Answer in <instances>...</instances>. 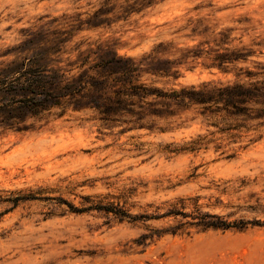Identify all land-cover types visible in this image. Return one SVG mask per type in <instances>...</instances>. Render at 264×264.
Segmentation results:
<instances>
[{
    "label": "rangeland",
    "instance_id": "374dc122",
    "mask_svg": "<svg viewBox=\"0 0 264 264\" xmlns=\"http://www.w3.org/2000/svg\"><path fill=\"white\" fill-rule=\"evenodd\" d=\"M98 2L0 0V62L11 59L2 56L6 50H52L59 38L66 39L60 50L110 46L133 58L161 43L170 59L179 58L181 50L200 40L190 36L197 21L213 32L230 29L238 47L264 50V0H154L125 21L80 26L77 19L84 20ZM179 73L175 81L159 85L198 86L232 79L200 60L182 65ZM91 117L90 110L63 115L54 110L46 119L30 121L31 131L0 135V195L48 188L78 205L79 196L118 197L133 188L127 204L134 214L165 208L180 198H197L203 211L220 215L235 211L223 208L227 203L264 207V128L236 143L220 141L219 150L210 144L198 153L174 156L162 148L184 145L207 132L189 113L160 121L159 126L167 128L163 133L133 130L119 137L106 130L100 134ZM229 154L234 157L227 159ZM241 180L249 185L236 192ZM6 206L1 204L0 212ZM48 208L42 202H26L2 217L0 264H264V228L205 233L191 229L188 236L165 235L147 240L143 247L132 243L146 232L141 227L108 222L94 212L44 218ZM241 215L264 219V214L248 211H237L234 217ZM172 223L149 222L156 228Z\"/></svg>",
    "mask_w": 264,
    "mask_h": 264
},
{
    "label": "trees",
    "instance_id": "16d2710c",
    "mask_svg": "<svg viewBox=\"0 0 264 264\" xmlns=\"http://www.w3.org/2000/svg\"><path fill=\"white\" fill-rule=\"evenodd\" d=\"M153 4L154 0H99L96 9L77 21L80 26L91 28L109 26ZM200 23L197 21L190 35L200 40L181 50L180 57L174 59H170V51L163 49L161 43L140 58L120 55L110 46L97 50H60L66 41L63 38L55 41L52 50H6L2 56L11 59L0 62V135L31 131L34 124L30 121L46 119L54 110H59L60 115L68 110H90L100 134L104 135L101 132L106 130V134L118 137L133 130L163 133L167 128L160 127V121L189 113L192 119L200 120L207 132L184 145L169 144L162 148L165 154L176 156L198 153L210 144L219 150L220 141L236 143L250 132L264 128V50L238 47L230 38V29L213 32L207 27L200 28ZM199 60L232 79L198 86L159 85L175 81L182 65ZM233 157L234 154H229L226 158ZM248 185L241 180L234 190L240 192ZM134 192L130 188L118 197L79 196L78 205L54 189L9 192L0 195V205H7L0 212V220L20 204L42 202L49 206L44 218L94 212L106 217L108 222L141 227L146 232L132 243L143 247L147 240L153 242L165 235L188 236L191 229L205 233L264 228V219L234 217L237 211L264 214V207L259 204L227 203L223 208L235 211L220 215L203 211L197 198H180L167 203L165 208L134 214L132 206L127 204ZM160 220L173 223L160 228L149 224Z\"/></svg>",
    "mask_w": 264,
    "mask_h": 264
}]
</instances>
